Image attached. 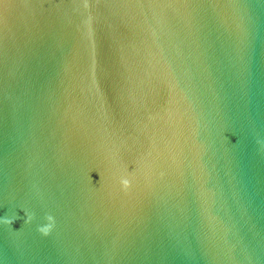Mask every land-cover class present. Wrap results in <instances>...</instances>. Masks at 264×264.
<instances>
[{
  "label": "water",
  "instance_id": "water-1",
  "mask_svg": "<svg viewBox=\"0 0 264 264\" xmlns=\"http://www.w3.org/2000/svg\"><path fill=\"white\" fill-rule=\"evenodd\" d=\"M0 264H264V0H0Z\"/></svg>",
  "mask_w": 264,
  "mask_h": 264
},
{
  "label": "clouds",
  "instance_id": "clouds-1",
  "mask_svg": "<svg viewBox=\"0 0 264 264\" xmlns=\"http://www.w3.org/2000/svg\"><path fill=\"white\" fill-rule=\"evenodd\" d=\"M122 183H123L125 188H127L130 185V181L128 179H123ZM33 218H34V214L28 213L26 222L30 223ZM46 220L48 221V223L41 225L38 228V230L45 236L49 235L51 233V231L53 230V228L55 226V217L51 214H48V215H46ZM2 222L4 224H8V225H11L14 223V221L8 217L3 218Z\"/></svg>",
  "mask_w": 264,
  "mask_h": 264
}]
</instances>
